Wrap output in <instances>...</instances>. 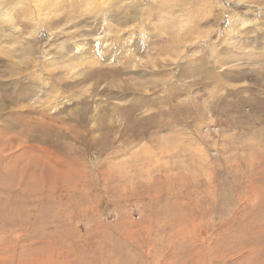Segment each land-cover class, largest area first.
<instances>
[{
  "label": "rangeland",
  "instance_id": "1",
  "mask_svg": "<svg viewBox=\"0 0 264 264\" xmlns=\"http://www.w3.org/2000/svg\"><path fill=\"white\" fill-rule=\"evenodd\" d=\"M0 264H264V0H0Z\"/></svg>",
  "mask_w": 264,
  "mask_h": 264
},
{
  "label": "bare ground",
  "instance_id": "2",
  "mask_svg": "<svg viewBox=\"0 0 264 264\" xmlns=\"http://www.w3.org/2000/svg\"><path fill=\"white\" fill-rule=\"evenodd\" d=\"M252 7V6H250ZM254 7V6H253ZM232 9H235V8H232ZM235 11V10H234ZM250 13V12H249ZM234 17V15H233ZM246 17V16H245ZM132 20V19H131ZM236 21H239V19H237ZM251 19L249 18H243L240 20V28H243L245 29L247 26H249V24L251 23ZM240 28H234L233 29V33L235 32V34H238L237 37H239V33H240ZM109 30H111L110 28H108ZM236 29V30H235ZM231 30V29H230ZM232 32V31H231ZM108 35V30L106 31V33L103 35V40L106 38V36ZM86 42V40L84 41H81V42H78L74 45V53L75 50L77 52H79L80 54L82 55H79L77 57H87V58H91L92 60H89L87 63H91L90 67L87 69L86 73L85 74H82L83 75V78H81L80 80H78L80 83H85V81H90V80H94L96 79V82L99 81V78L98 76H95L94 74H98L100 72H106V71H109V70H112V74L111 76L113 77V82L115 83L114 86L118 88V81H120V76L123 72V69L119 70V69H115L114 67H118L117 64L119 65L120 63H123L124 64V69H127V74H128V77L125 79V83L127 84L126 86H122V91H117L118 93L122 92L123 94L122 95H127V86L129 84L132 83V80H131V77H133V72L135 73L134 69L130 70V66L129 64L130 63H134L135 62V57H134V49H135V46L131 44V35L126 38H124V36H120L119 37V40L117 41V39L115 38V40L112 41V43L110 44V48L109 47H104L103 45H106L105 42L101 43L102 46L100 45V47L103 49L104 51V54L107 55L105 58H104V61H101L99 56H97V53L98 51H95V53H92V55H90L91 51H93L92 47L90 46V44L88 43H84ZM120 43H123L124 45L120 44ZM70 44V43H69ZM66 45H67V42H66ZM69 46V45H67ZM117 46H120L121 48H124V50L120 51L119 49L117 50H114ZM130 47H133V48H130ZM61 51H63L61 49ZM177 52V51H176ZM117 54L115 59H111L113 57V55L111 54ZM109 54V56H108ZM60 55H63V54H60ZM102 56V55H101ZM76 59V58H75ZM85 59V58H84ZM79 60V59H78ZM117 60V61H115ZM107 61V63L105 62ZM109 61H115V62H109ZM82 62V60H81ZM101 63H104V64H101ZM125 63H128V64H125ZM202 63H203V60H202ZM99 64V65H98ZM166 64V63H165ZM96 69H91V67H94L96 66ZM78 66V65H77ZM199 66H202L203 65H199ZM133 68V67H132ZM203 70V69H202ZM125 72V73H126ZM132 75V76H131ZM163 75V74H162ZM108 77H110L109 75H107ZM161 76V75H160ZM63 78L59 77V80H61ZM133 79V78H132ZM105 79H103L104 81ZM161 80V79H160ZM106 81V80H105ZM62 82V81H60ZM59 82V83H60ZM161 83V82H160ZM163 83V82H162ZM71 83H67L66 86H69ZM121 84V83H120ZM165 84V82H164ZM65 86V85H64ZM247 88V87H246ZM57 90V88H53V91ZM114 94V93H113ZM117 94V93H116ZM138 99L140 97H137ZM126 100L128 101H135V97L133 98H125ZM144 99V98H143ZM59 102L56 103V105H58ZM55 105V106H56ZM133 104H127L126 108L128 106H130V110H133ZM126 108H125V111H126ZM228 108V107H227ZM116 109V108H114ZM126 116V115H124ZM130 118V117H129ZM42 157V156H41ZM51 157V156H50ZM48 159V157H47ZM50 161V160H49ZM48 161V169L50 167H52V163L51 161L49 162ZM39 164V161L37 160V165ZM46 168V167H45ZM41 170V169H40Z\"/></svg>",
  "mask_w": 264,
  "mask_h": 264
}]
</instances>
